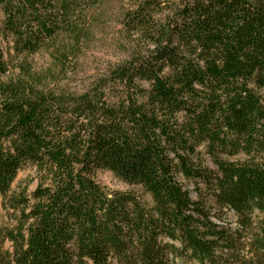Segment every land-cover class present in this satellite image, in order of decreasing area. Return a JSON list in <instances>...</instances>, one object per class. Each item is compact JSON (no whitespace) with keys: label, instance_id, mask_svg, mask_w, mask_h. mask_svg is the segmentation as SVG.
<instances>
[{"label":"trees","instance_id":"1","mask_svg":"<svg viewBox=\"0 0 264 264\" xmlns=\"http://www.w3.org/2000/svg\"><path fill=\"white\" fill-rule=\"evenodd\" d=\"M107 2L0 0L3 32L17 57L58 33L78 47L82 14ZM122 5L133 48L83 93L10 77L0 50V264H264V224L218 225L198 188L220 209L264 206V0ZM26 169L32 193L13 188Z\"/></svg>","mask_w":264,"mask_h":264},{"label":"rangeland","instance_id":"2","mask_svg":"<svg viewBox=\"0 0 264 264\" xmlns=\"http://www.w3.org/2000/svg\"><path fill=\"white\" fill-rule=\"evenodd\" d=\"M122 2L123 0H108L106 6L94 8L95 10L82 14L81 22L84 21L82 24L86 30L78 47L71 37L58 33L53 38L46 40L44 46L36 54H23L18 57L12 36L3 32L4 17L1 15L0 50L4 54L5 61L11 66L10 77L24 71L33 77V81L40 82L38 88L41 90L76 94L86 91L97 77L106 74L110 68L126 59L129 49H123V45L128 48L131 43L123 24L125 9ZM79 25H81L80 22ZM136 41L137 39L134 42L136 43ZM132 46L133 44L130 49L133 48ZM199 153L204 165L215 170L214 162L207 154L206 149L200 148ZM247 158V154L244 153L233 158L222 156L223 160L235 163L243 162ZM34 176L36 175L32 169L20 172L13 188L17 189L20 185L28 184L29 178H34ZM34 179L32 183L28 184L29 193H32L37 186ZM96 180L103 187L109 189L121 191L130 189L110 172H98ZM187 184L192 192L193 200H197L198 195L195 190L197 186L193 182ZM198 188L207 199L206 207L211 215L223 213V215L221 214L222 220L213 219L218 225L234 230L243 228V220H247L250 224L249 228L253 229L261 228L264 224V206L258 200L248 203L247 208L243 210H236L230 204H225V207L220 209L215 202H212L214 200L211 197V192L206 190V187L199 185ZM144 198V201L147 200L152 204L150 195H146ZM7 221L8 215L4 210L3 198L0 195V222L6 223ZM9 247L10 244L6 243L5 248Z\"/></svg>","mask_w":264,"mask_h":264}]
</instances>
